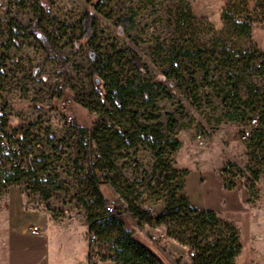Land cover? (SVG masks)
Returning a JSON list of instances; mask_svg holds the SVG:
<instances>
[{"label":"rangeland","instance_id":"obj_1","mask_svg":"<svg viewBox=\"0 0 264 264\" xmlns=\"http://www.w3.org/2000/svg\"><path fill=\"white\" fill-rule=\"evenodd\" d=\"M100 1L102 11L97 14L96 46L100 48L101 54L115 56L119 52L133 49L149 67L151 77L160 80L161 74L170 68L169 58L176 48L195 46L208 52L227 49L231 58L237 61L235 75L242 80L239 85L240 98L246 101L250 93L256 94L254 88L260 91L256 99L258 103L253 109L247 110L235 99L232 86L227 85V71L219 67L210 75L209 87L205 85L204 74L197 73L196 80L201 88L196 93L195 104L188 101L187 84L173 80L171 82L174 85H169L167 81L165 86L169 92L175 93L174 99L161 97L148 111L161 116L164 133L168 114L173 115L179 123L175 129V138L182 146L177 153L166 156L174 169L186 171L191 177L199 174L202 183L220 174L228 182L241 183L248 188L251 193L249 203L260 208L263 216L261 223L251 228L258 235L254 239L253 252H241V257L246 264H264V192L261 197L258 196L264 188V69L261 68L264 66V57L260 56L264 53V0ZM91 2L0 0V55L6 57L5 70L10 78L4 92L6 110L15 123L31 129L38 145L33 171L28 176L0 181V208L8 206L9 189L16 186L22 195L54 216L68 218L72 214L81 215L89 223L91 214L99 212L90 183L92 176L88 166L91 164L98 171L101 166L109 169L108 177H112L110 181L100 177L99 190L102 195V192L107 194L106 189L116 182L126 191L129 202H135L145 210L155 208L158 215L166 209L163 197L167 195L166 188L171 183L166 182L165 175L157 173L153 177L155 158L143 144L144 136L138 140L136 148L127 147L129 139L121 140L117 134L123 136L126 130H129V136L135 134L129 117L109 115L107 106L99 102L93 91L90 55L80 39V22L91 9ZM40 3L49 11L43 26L63 49L67 60L69 73L65 89L55 60L48 57L34 40L19 38L20 49L11 41L12 24L15 22L26 29L39 10ZM229 4L235 6L234 13L246 10L253 17L256 26L249 37H237L223 22L222 15ZM187 8L194 20L181 21V15ZM132 14L136 15V26L125 33L118 23ZM129 60V56L124 61L116 56L115 63L120 65L116 70H124L125 75H128L129 67L126 64ZM217 65L214 64V70ZM186 80H189V75ZM93 108L96 111L92 112ZM234 108L245 111L246 118L228 121L225 116L227 112H233ZM254 117L259 119L261 132L253 128V140L249 146L239 139L238 134L249 128ZM140 123L144 124V120L141 119ZM73 125L91 135L98 152L104 149L109 159L100 164L86 154L78 144L76 135H66L67 128ZM105 136L109 137V141H104ZM120 144L123 145L121 150L118 149ZM243 146L247 149L245 159L240 151ZM233 158L240 159L237 162L240 163L241 171L231 169L232 174L223 176V169ZM223 165L226 166L222 169ZM111 166H115L116 170L110 169ZM253 174H258L257 182ZM257 183L261 184V189ZM158 192L160 195H157ZM120 201L126 210L127 203L121 198ZM113 205L122 211L118 203ZM168 227L161 224L154 229L166 233ZM165 241L161 238L158 242L163 245ZM98 248L102 256L109 257L108 246L98 244ZM186 250L182 256L190 262V249L186 247ZM166 253L173 260L182 259L170 250Z\"/></svg>","mask_w":264,"mask_h":264},{"label":"trees","instance_id":"obj_2","mask_svg":"<svg viewBox=\"0 0 264 264\" xmlns=\"http://www.w3.org/2000/svg\"><path fill=\"white\" fill-rule=\"evenodd\" d=\"M234 7L233 4L227 6L222 15V20L237 37H249L253 27L256 26V22L246 10L241 11L239 14L234 13ZM245 7H247L246 4ZM101 11L102 2L100 0H92L91 9L83 16L80 22V39L85 43L86 52L90 55V77L93 91L99 102L107 106L106 111L109 115L121 118L129 117L131 129L135 131V134L129 136V130H126L123 136L119 134L117 136L121 140L129 139L127 147L132 149L138 146V140L144 136L142 142L151 150L155 158L153 177L157 173L160 176L165 175L166 182L171 184L166 188L167 195L163 197V203L166 204V209L164 210L166 214L164 216H155L137 203L129 202L126 191L118 186L116 182H113L111 183L112 187L120 198L127 203V208L125 210L120 207L122 211H118L115 208L116 213L109 214L106 212V207L111 204V201L101 194L99 190L100 181L95 174L97 169L93 165L94 170L90 171L92 176L90 183L99 212L96 213L95 211L89 217L90 234H94L97 237L98 244L108 246L107 252L109 254L108 258L102 255L100 258L102 261L109 260L116 264H163L153 253L133 238L132 232L119 219V215L123 211H127L140 226L147 225L154 228L161 224L169 225L166 230V237L195 251V257L190 258L191 264H236V260L242 251L240 231L232 223L220 219L217 213L200 211L192 206L184 193L188 172L174 169L166 159L168 154L177 153L182 146L181 142L175 138V129L179 125L178 121L173 115L168 114L167 129L164 133L160 123L161 116L148 110L153 108L156 100L161 97L168 100L174 99L175 93L169 92L165 86L167 81L170 82L169 85H174L171 82L173 80L176 83L187 84L186 95L188 101L195 104L196 93L201 88L196 80L197 73L202 72L204 74L205 85L209 87L211 86L208 82L210 75L214 71L216 72L219 67H222L223 71H227V85L232 86L235 99L244 105L247 110L253 109L258 103L256 99L259 97L260 91L254 88L256 91L255 95L250 93V97L246 101L240 98L239 85L242 80L235 75L237 61L235 58H231L227 49H222L219 52H208L195 48V46L176 48L169 58L170 68L161 74L160 80L151 77L149 67L133 49L119 52L115 56L101 54L100 48L96 46L98 41L97 14L101 13ZM48 14L49 11H46L43 4L40 3L39 10L26 29H22L15 22L12 24L10 29L11 41L20 49L19 38L34 40L48 57H52L55 60L57 68L63 77V89H65V81L69 73L67 60L63 49L43 26ZM181 17V21L194 20L188 8L185 9ZM135 18L136 15L132 14L129 18L120 20L118 23L119 28L125 33L132 31L136 26ZM10 48L9 46L8 49ZM116 56H119L122 61L126 59V56H129L130 60L126 64L129 67L128 75H125L124 70H116V67H120L119 64L115 63ZM260 56L264 57V53ZM215 63L218 64V67L214 70ZM261 68L264 69V66L262 65ZM187 75H189L188 81L186 80ZM143 109L147 110L142 114L141 111ZM94 111H96L95 108L92 109V112ZM240 111L239 108H234V111L227 112L225 117L230 122L244 120L247 113ZM141 119L144 120V124L140 123ZM260 127L258 125L255 130L260 131ZM84 134L85 130L77 125L70 126L66 130L68 137ZM104 139V141H109L108 136H105ZM252 140L253 137L247 143L249 146ZM122 147L123 145L120 144L118 149L121 150ZM101 151L99 152L101 160L98 162L103 164L104 160L107 161L109 158L108 153L104 149H101ZM98 169H100V172H109V169L103 168V166ZM110 169L116 170L115 166H111ZM231 169L241 171L238 166L229 163L222 171L223 176L232 174ZM32 171L23 176H28ZM253 177L255 182H257L258 174H253ZM111 178L105 177L104 179L110 181ZM224 183L228 190L235 188L234 181L228 182V180L224 179ZM251 189L253 190V186ZM157 195H160V192ZM84 205L88 206V204Z\"/></svg>","mask_w":264,"mask_h":264},{"label":"crops","instance_id":"obj_3","mask_svg":"<svg viewBox=\"0 0 264 264\" xmlns=\"http://www.w3.org/2000/svg\"><path fill=\"white\" fill-rule=\"evenodd\" d=\"M240 151L243 158H247L246 146ZM237 160L233 158L229 163L241 167ZM191 176L188 174L186 177L185 193L192 205L200 211H213L223 221L236 226L241 234L242 254L253 252L254 239L258 235L252 232L251 228L261 223L263 215L260 208L249 203L251 193L248 188L235 182V188L228 190L220 174L209 177L205 183L200 181L199 174ZM261 184L257 183L260 189ZM263 192L264 188L258 196L261 197ZM102 193L111 204L119 205L120 197L111 186L106 189L107 194ZM7 201L8 206L0 208V264H90V223L84 216L72 214L68 218H58L22 195L16 186L10 187ZM155 214L158 216L156 209ZM119 219L132 232L133 238L163 264L189 262V259L182 256L187 251L186 247L168 239L164 230L140 226L127 211H123ZM32 230H38L39 233L32 234ZM161 238L166 240L163 245L158 242ZM169 250L182 259L173 260L171 255L166 253ZM239 261H243L241 254L236 264ZM94 264L116 263L108 260ZM242 264L246 263L243 261Z\"/></svg>","mask_w":264,"mask_h":264},{"label":"built area","instance_id":"obj_4","mask_svg":"<svg viewBox=\"0 0 264 264\" xmlns=\"http://www.w3.org/2000/svg\"><path fill=\"white\" fill-rule=\"evenodd\" d=\"M6 67V57L4 54L0 55V181H7L9 179H16L28 174L33 170V162L36 159L37 143L35 136L32 135L30 128L23 126L21 123H15L10 113L7 112V102L4 92L6 86L9 83ZM259 125L258 117L251 119L249 128L242 130L238 137L241 141L249 143L253 134V128ZM78 144L85 151L86 154L92 157L95 162L101 160V155L94 146L92 136L89 134L76 136ZM92 172L94 170L93 165L88 166ZM98 179L101 176L108 177V171H95ZM120 207H125L124 203L120 201ZM106 212L109 214H115L116 209L113 204L106 207ZM148 212L155 215V209L149 208ZM166 213L164 210L160 212L158 216H164ZM38 230H32V234H38ZM97 237L94 234H89L90 253L89 263L94 264L99 260L101 254L98 248ZM189 257H195V251L190 250ZM187 264H191L188 262Z\"/></svg>","mask_w":264,"mask_h":264}]
</instances>
